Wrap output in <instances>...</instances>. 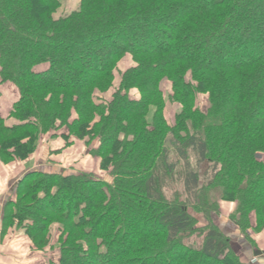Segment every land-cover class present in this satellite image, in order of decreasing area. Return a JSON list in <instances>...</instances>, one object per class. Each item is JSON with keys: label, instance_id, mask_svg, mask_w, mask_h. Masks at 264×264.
Masks as SVG:
<instances>
[{"label": "trees", "instance_id": "16d2710c", "mask_svg": "<svg viewBox=\"0 0 264 264\" xmlns=\"http://www.w3.org/2000/svg\"><path fill=\"white\" fill-rule=\"evenodd\" d=\"M61 5L0 0V86L18 95L0 162L85 141L109 180L74 162L26 173L1 236L47 264H245L214 217L235 203L253 245L264 232V0H81L57 19Z\"/></svg>", "mask_w": 264, "mask_h": 264}, {"label": "crops", "instance_id": "0c3cea01", "mask_svg": "<svg viewBox=\"0 0 264 264\" xmlns=\"http://www.w3.org/2000/svg\"><path fill=\"white\" fill-rule=\"evenodd\" d=\"M7 93L10 96L6 97ZM4 98H10V104H6V107L0 105V115L6 119L7 126L13 127L18 124V121L14 118H10L9 114L14 103L18 100V95L8 83L0 86V103L2 102L5 104ZM63 146L64 143L59 140L53 143L45 141L43 145H40L36 153L24 161L9 166L0 162V264H46L45 262L40 263L36 257L33 256V252L23 233L16 235V237L12 235L2 237L1 227L4 208L6 204L13 199L18 182L26 173L38 169H48L50 170L48 172H65L64 170L70 167L72 162L78 163L80 161L84 163V161H82L83 156L78 159L74 158V161L67 160L63 156L58 157L60 160H55V156L51 158L50 151L52 149L57 150ZM78 156H80V154ZM89 159L90 158H88V162H86L87 165H90V168L94 167L96 169L93 158H91V160ZM53 166L57 167V169ZM235 207V203H222L224 215L222 214L219 217H214L215 224L230 238L232 249L241 261L245 264H264V232L255 237L256 244L253 245L251 241L242 234L240 229L226 217ZM253 223H255L254 220Z\"/></svg>", "mask_w": 264, "mask_h": 264}, {"label": "rangeland", "instance_id": "374dc122", "mask_svg": "<svg viewBox=\"0 0 264 264\" xmlns=\"http://www.w3.org/2000/svg\"><path fill=\"white\" fill-rule=\"evenodd\" d=\"M80 1L81 0H62V5H61V8L59 9V11L57 12V14L55 15V18H60V17H62V16H65V15H68V14H70V13H72L73 11H75V10H77L78 9V7H79V4H80ZM261 10H263V8H260V7H258V11H261ZM261 17H260V15L258 14V13H252V14H250L249 16H248V19H253V20H255V19H260ZM261 32H262V30H261ZM221 55H217V56H215V57H220ZM162 89H163V91H164V93H165V96H166V98H168V96H169V93H170V91H171V85H170V82L169 81H164L163 83H162ZM7 96H10L8 93H7V95H6V97ZM4 101H5V104L4 103H0V105L1 106H5L6 107V104H10V98H4L3 99ZM167 100H169V99H167ZM3 101V102H4ZM180 111V106L179 105H177V104H168V109H167V112H166V117L170 120V122L171 123H174V121H175V116H176V114L178 113ZM44 143V142H43ZM43 143H42V145H43ZM72 147L73 148H69V149H67L66 151H62V152H55L54 153V156H55V160H60L58 157L59 156H63V157H65L67 160H73L74 161V158L75 159H78V158H80V157H82L83 156V159H82V161H84V163L83 162H78L79 164H81L82 165V167L84 168V169H86V170H88V171H90V172H92V170H93V172H95L94 174H96L98 177H100V178H108V180H109V177H108V175L105 173V172H103L102 173V171H98L97 170V168L95 169L94 167H92V168H90V165L88 166L87 165V163L86 162H88L87 160H88V158H90L89 160H91V156H90V154H89V152H88V150H89V147H87V145H86V143H85V141H83V142H81V141H76L75 143H74V145H72ZM64 152V153H63ZM80 154V156H78ZM86 156V157H85ZM90 162V161H89ZM61 163V162H60ZM73 163V162H72ZM76 163V162H75ZM55 169H57V167H55V166H53ZM90 169V170H89ZM41 170H43V171H50V170H48V169H41ZM56 171V170H55ZM64 171H71V167H68L67 169H65ZM224 203H229V202H224ZM230 204V203H229ZM223 215H224V213H223ZM226 217H227V215H226ZM228 218V217H227ZM253 220L255 221V217H253ZM215 223V222H214ZM56 228H57V226H54V228H53V232L54 233H56ZM16 235H19L18 233H15V234H12V236H15L16 237ZM14 237V238H15ZM24 238V237H23ZM33 256L34 257H36V259L40 262V263H46L47 264V259L46 258H44L43 256H41V255H37V254H34L33 253Z\"/></svg>", "mask_w": 264, "mask_h": 264}]
</instances>
